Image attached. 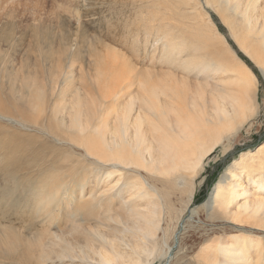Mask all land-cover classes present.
<instances>
[{
  "label": "bare ground",
  "instance_id": "bare-ground-1",
  "mask_svg": "<svg viewBox=\"0 0 264 264\" xmlns=\"http://www.w3.org/2000/svg\"><path fill=\"white\" fill-rule=\"evenodd\" d=\"M203 1L264 83V0ZM135 2L144 8L141 31L164 42L153 60L165 68L138 70L125 53L83 35L89 68L105 60L112 69L108 82L99 70L85 76L75 66L80 49L34 28L31 48L45 64L36 59L32 69L8 75L9 91L0 84V118L16 129L3 131L4 148L16 156L11 171L30 179V187L0 189V213L20 230L0 226V263L49 255L65 264L264 261L263 141L238 153L206 200L190 208L204 159L217 147L228 151L253 126L262 81L207 11L198 12L197 0ZM62 216L99 224L81 243L61 242L44 226Z\"/></svg>",
  "mask_w": 264,
  "mask_h": 264
},
{
  "label": "rangeland",
  "instance_id": "rangeland-1",
  "mask_svg": "<svg viewBox=\"0 0 264 264\" xmlns=\"http://www.w3.org/2000/svg\"><path fill=\"white\" fill-rule=\"evenodd\" d=\"M135 1L0 0V67L7 70V72L5 71L4 73V77H1L2 74H0L2 81H5L1 83L2 81L0 78V84L2 86L4 85L3 87L5 91H9L8 83H6L8 80L7 78H9L13 74H19L23 70L28 71L32 69V65L30 66V64H32V61H35L36 59H39L41 63L45 64L42 58L37 56L38 51L35 48H33V50L31 48V38L33 36L32 31L34 30V28H39L41 30L39 31L40 33L53 31V41L55 43L59 41L60 34H62V37L69 41L71 48H75L76 50L80 49L82 52V57L79 58V63H75V66L77 68L76 71L78 72L80 67L81 69L83 68L85 76L93 74L97 75V70H99L101 71L100 77L108 82L111 80L110 75L112 73V69L105 60L99 63L97 70L89 68L88 63L90 46L88 45L89 43L84 38V36H92L98 38L107 46L114 48L120 53H125L131 58L132 65L138 70H140V67L142 68L146 66H150L154 69L165 68L164 66L153 60L155 56L160 52L162 44L164 42H161L160 39L155 40L157 39V36L155 34L147 37L144 30L142 29L141 31V14H144V8L143 5H141V10L139 4H137ZM202 1L203 0H197L198 4H196L195 7H197L196 9L198 10V12L200 11L202 13H205L207 11L210 20L213 22L215 27H217L220 33L225 37V39L228 40L229 46L231 45L230 47H233L232 49L234 50V52L238 54L241 59L245 60L248 66L254 69L255 73L258 75L257 77L259 78V81L261 82L262 78H260L257 68L247 57H245V55H243V53H241L237 49V46L227 34V27L223 25V23L219 19V16H217V14H215L208 6H206L204 4V1L202 3ZM123 3L125 5V8L124 6L122 7ZM134 6V9L139 6V9H136L138 11L133 10ZM121 8L123 9V11ZM202 8H204L203 10L205 12L202 10ZM118 9L120 10V12ZM140 11L143 13H141ZM136 12L138 15L136 14ZM186 19L187 18H184V20ZM188 20L189 19H187L186 21ZM137 33L139 39L135 47V43L132 42V40L137 37L134 36ZM11 34L14 35L11 39L6 38ZM152 41L155 43L152 44ZM97 45L98 48L101 49V45ZM137 47H139V50H137ZM21 49H26L25 53H22L24 52V50ZM33 56L35 58H33ZM26 57L29 59L28 61H24L27 59ZM159 62H161L160 59ZM24 63L26 65H24ZM12 66L14 67V69ZM8 75L10 76L8 77ZM260 84V91L262 93L260 94L264 98L263 81ZM258 114L251 119V123L253 126L250 127L248 133H243V135L241 136V142L233 143L232 147L225 152L221 147H217L210 155H208L204 159V164L202 167L203 169H201L199 173L200 175H198L195 180L194 199L190 203V208L198 206L206 200L211 188L215 184L216 180L220 177L219 175L222 173V171H224L225 167L232 161V159L238 155V153L240 154L241 151H246L248 149H255V146L258 145V143H260L261 141L264 142V101L258 106ZM6 121V119L4 121L0 118V189L3 187L9 188L13 186L14 183H17L23 187H30V184L26 182L30 181V179L27 177L25 171H20L17 173H12L11 171V165L16 159V156H12L13 154H10L7 149L4 148V146L8 145L10 141L7 138L3 137V131L8 132L7 127L9 128L10 133L15 131L16 129L11 124L6 123ZM1 124H5L4 126L6 128L4 130L2 129ZM11 137L14 138L16 136L14 134H11ZM28 160L30 163L32 162L31 155H28ZM78 168L80 169V167ZM3 194L4 192L0 190V196ZM176 205H178V203ZM196 218L197 217H194L192 218V220H196ZM98 224L99 222L97 221V219L93 217L82 218L80 216H75L71 219H67L65 218V216H62L60 220H56V226H53L51 222L50 225L44 226V230H46L51 237H55L61 242L72 241L81 243L82 237L85 235V233L87 231L93 230V227ZM0 226L12 227L20 232V230L18 229V224L15 222V218L8 214L0 213ZM46 237L47 234L42 235V238ZM188 241L193 242V239H190ZM262 251H264V248L262 249ZM13 258H17V256H13ZM60 258L61 257H58L56 255H49L32 260V262L34 264H55L56 262L65 264V262ZM13 262L15 261H6L1 262L0 264H13ZM164 263L165 262H154V264ZM258 264H264V261Z\"/></svg>",
  "mask_w": 264,
  "mask_h": 264
}]
</instances>
